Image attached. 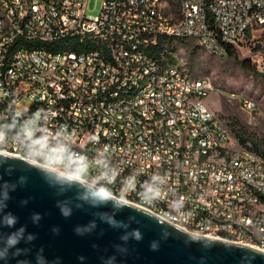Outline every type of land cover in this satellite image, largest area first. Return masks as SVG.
Masks as SVG:
<instances>
[{"label": "built area", "instance_id": "2783aa9c", "mask_svg": "<svg viewBox=\"0 0 264 264\" xmlns=\"http://www.w3.org/2000/svg\"><path fill=\"white\" fill-rule=\"evenodd\" d=\"M89 2L0 0L9 18L16 19V36L0 45V140L53 150L85 172L103 174L113 186H126L127 193H141L148 204L183 208L190 221L222 231L241 229L238 238L248 237L264 251V166L253 167L252 151L244 150L231 131L222 135L220 117L212 115L208 100L197 98V91L211 94V87L204 80L174 76L171 69L165 70L169 79L160 76L159 84L121 96L123 87L161 61L146 57V51L132 54L135 42L147 43L148 33L163 41L166 32L194 34L196 42L226 57L251 30L260 29L264 38V0H186L178 16L167 13V0H102L98 15L87 13ZM46 7H53L54 16H46ZM247 8L258 12L260 27H251ZM25 31H33V38H25ZM75 34L103 41L107 52L35 55L24 50L7 60L8 48L18 40L53 43ZM115 36H129L130 44L116 45ZM255 66L264 76V44ZM4 70H11V79H4ZM130 103L144 106L148 126L131 121L125 112ZM103 104L124 106V122H111V114L98 120ZM184 126L196 128L197 138L187 139ZM138 128L148 129V141L140 140ZM171 131H178V138H171ZM196 145L216 148L223 164L196 159ZM226 147L237 148L236 158H227ZM239 156H247V163H239ZM147 189H156L157 197H148Z\"/></svg>", "mask_w": 264, "mask_h": 264}, {"label": "water", "instance_id": "95a60500", "mask_svg": "<svg viewBox=\"0 0 264 264\" xmlns=\"http://www.w3.org/2000/svg\"><path fill=\"white\" fill-rule=\"evenodd\" d=\"M52 167L0 151V264H264Z\"/></svg>", "mask_w": 264, "mask_h": 264}, {"label": "bare ground", "instance_id": "6f19581e", "mask_svg": "<svg viewBox=\"0 0 264 264\" xmlns=\"http://www.w3.org/2000/svg\"><path fill=\"white\" fill-rule=\"evenodd\" d=\"M180 5V12L178 15H183V10L186 5V0H178ZM46 16H54L53 7H46ZM247 17L250 19L251 27H260V19H258V12L255 8H247ZM16 36V19L9 18L7 7L0 4V45L4 44L5 39H12ZM25 38H33V31H25ZM169 38L173 40L194 39V34H187L182 32H166L165 46L168 45ZM160 40H155V33H148V41L135 42L132 46V54H139L146 51V57H154V60H161L155 67L144 70L143 75L137 77V81L130 87H123L121 89V96H135L137 93L143 92L146 85L159 84V78L169 79V72L165 70L174 69V76L187 77L188 79L204 80L208 86L213 90V85L206 77H197L182 68L179 64L167 62L168 57L164 58V52L159 56L151 54L152 48L159 44ZM198 45L205 51H208L217 56V51H213L209 46H203V42H197ZM116 45H129V36H115ZM75 47L79 48L76 50ZM28 51L35 55H61L66 52H82L95 53L107 52V45L103 41H95L92 37H83L82 34L64 35L55 38L53 43L45 40L35 39H21L12 43V47L7 50V60H14L16 54L22 51ZM175 67V68H174ZM4 79H11V70H4ZM210 92L208 90L197 91V98L208 100ZM242 107L247 111H255L258 108L257 102L252 98H242ZM125 112L131 113V121L139 122L140 126H148V116L144 113V106L138 103H130L125 105ZM124 106H114L113 104H103L102 112H98V120H105V114H111V122H124ZM212 115H217L212 111ZM220 127L222 135H230L227 127L220 118ZM138 135L141 141H148V129L138 128ZM184 135L187 139L197 138L196 128L191 126H184ZM171 138H178V131H171ZM246 150V149H244ZM0 151L3 153L21 157V154L26 153L27 156L23 158L34 161L36 163L52 167L56 170L64 172L68 175L78 177L86 182H89L99 188H103L106 192L124 201L137 204L155 213L162 219L173 223L187 231L198 235L208 237H215L233 241L236 243L249 245L259 249L258 243H249L248 237H240L241 229L214 227L212 224H199L196 221L188 220V215L184 214L183 208H158L156 204H148L147 201H142L141 193H127V187L123 185L111 184L110 179L104 177L103 174H95V171H84V167L79 165L77 161L63 160L55 156L53 150H42L41 152L34 147H27V144L11 145L0 140ZM196 159H203L209 161V164H223V157L216 156V148H207L205 145L195 146ZM227 158H236L237 148L226 147ZM253 167L264 166L256 155L252 153ZM239 163H247V156H239ZM148 197H157L156 189H147ZM168 216H172V220H168ZM262 238H264V224L262 226ZM238 239V240H234Z\"/></svg>", "mask_w": 264, "mask_h": 264}, {"label": "rangeland", "instance_id": "374dc122", "mask_svg": "<svg viewBox=\"0 0 264 264\" xmlns=\"http://www.w3.org/2000/svg\"><path fill=\"white\" fill-rule=\"evenodd\" d=\"M167 2V13L178 16L179 1ZM101 6L102 0H90L87 13L98 15ZM263 44L262 31L255 28L239 43L238 60L205 51L194 39L174 40L165 49L169 56L167 62L176 61L192 75L211 81L214 89L208 98L210 108L222 119L229 134L231 131L233 138L264 165V76L255 66L256 53ZM240 60H249V66H243ZM245 97L257 102V110L250 112L242 107L241 99ZM255 147L262 154L252 149Z\"/></svg>", "mask_w": 264, "mask_h": 264}, {"label": "trees", "instance_id": "16d2710c", "mask_svg": "<svg viewBox=\"0 0 264 264\" xmlns=\"http://www.w3.org/2000/svg\"><path fill=\"white\" fill-rule=\"evenodd\" d=\"M250 33V32H249ZM172 41H174L172 38H169L168 40V44H170ZM164 43L165 41L163 40H160L159 44L152 48L151 50V54L154 55V56H159V54L161 53L162 50H164ZM76 50H79V48L75 47ZM228 56L229 57H233L235 58L236 60H238V52H237V49L235 47H230L229 50H228ZM243 66H249V60H240L239 61ZM254 69V68H253ZM258 72V71H257ZM260 74V73H259ZM243 141V144H246L244 143V140ZM251 148V146H250ZM254 150H256L257 152L261 153V151L258 149V147H255V148H252ZM262 154V153H261ZM264 156V154H262Z\"/></svg>", "mask_w": 264, "mask_h": 264}, {"label": "clouds", "instance_id": "9594fccd", "mask_svg": "<svg viewBox=\"0 0 264 264\" xmlns=\"http://www.w3.org/2000/svg\"><path fill=\"white\" fill-rule=\"evenodd\" d=\"M69 179H78V177H69ZM91 197L100 201H104L109 198L108 192L103 188H100L98 191L91 192Z\"/></svg>", "mask_w": 264, "mask_h": 264}]
</instances>
